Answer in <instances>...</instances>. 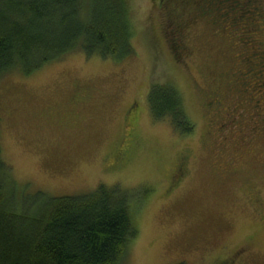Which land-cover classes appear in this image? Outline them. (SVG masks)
<instances>
[{
    "label": "rangeland",
    "instance_id": "rangeland-1",
    "mask_svg": "<svg viewBox=\"0 0 264 264\" xmlns=\"http://www.w3.org/2000/svg\"><path fill=\"white\" fill-rule=\"evenodd\" d=\"M209 3L201 13L197 0H173L181 60L157 1L129 0L131 55L76 48L0 77V139L18 200L116 185L138 231L119 264H264V78L247 69L264 49V0L249 31L244 10ZM154 84L179 90L192 131L154 116Z\"/></svg>",
    "mask_w": 264,
    "mask_h": 264
},
{
    "label": "trees",
    "instance_id": "trees-1",
    "mask_svg": "<svg viewBox=\"0 0 264 264\" xmlns=\"http://www.w3.org/2000/svg\"><path fill=\"white\" fill-rule=\"evenodd\" d=\"M132 35L129 0H0V77L17 67L31 73L76 48L124 58L134 52ZM149 102L155 117L169 115L181 131L193 130L172 84H154ZM1 132L0 120V138ZM15 188L0 139V264L124 260L138 231L128 196L116 185L20 200Z\"/></svg>",
    "mask_w": 264,
    "mask_h": 264
},
{
    "label": "flooded vegetation",
    "instance_id": "flooded-vegetation-1",
    "mask_svg": "<svg viewBox=\"0 0 264 264\" xmlns=\"http://www.w3.org/2000/svg\"><path fill=\"white\" fill-rule=\"evenodd\" d=\"M155 1H157L158 6L161 7L160 10L162 11V16H163V14L167 15V18H165V16H164L161 19V27H163V32L165 34L164 35L165 40H167L170 47L173 48V50L175 52V58H177L178 60H181V57H183L182 55L186 51L187 46L184 42V29L181 25L180 20L176 19L173 21V0H155ZM217 1L218 2H222V1L226 2L227 6H229V4H230V6H232V7H229V8H231V9L232 8L238 9L241 12L239 14L240 16L243 15L242 11L246 8L245 14L247 17L245 18V21L247 23H246L245 28L248 31L250 28H252V29L256 28L257 21L255 22V19L253 20V18L255 17L256 14L261 15V7H260V5L256 4V2H258V0H244V2L242 0H239L238 3H235L237 0H217ZM209 2H210V0H208V2L206 0H197L198 6H199V11L201 13H205L209 9V7H210ZM251 15L252 16L254 15V17H251ZM163 20H165V22ZM166 23H168L167 25H169V28H170L168 30L165 29ZM254 52L261 55V57L258 58L259 59V61L257 62V64L259 63L258 69H255V64H254L255 62H253V65L248 66L247 69L251 72V74H249V75H254V74L256 75L258 73L257 74L258 76H260L261 78H264V67L262 68V66H264V49L260 50L259 48H257V50ZM247 61H249V59ZM249 67H251V69ZM256 68H257V66H256ZM263 82H264V79H263ZM257 102H258V99L256 100V102L254 104H257ZM131 108H129V110H132ZM235 108L239 109L238 106H236ZM129 110H128V112H129ZM259 114H260L259 110H258V112L255 110L254 120L252 118L254 124L259 122V119H257V118H262L261 116H257ZM241 116H242V110H240V112H238L236 116L233 115V118H235V120H236V119H239ZM257 126L258 125H251L250 128H251V130H254V132H255V130L258 129ZM259 128H261V127H259ZM241 131H243L242 128H241ZM249 133H251V131ZM245 141H247V140L243 139L241 142L245 143ZM224 146H226L225 143H223V146L221 148H223ZM179 164H180L178 166L179 172L174 174V176H175L174 180L177 182L182 180L184 178V176L186 175V172H187V169H186L187 162H185V160H182L181 163H179ZM171 178H172L171 181H173V175ZM170 186H171V184H170Z\"/></svg>",
    "mask_w": 264,
    "mask_h": 264
}]
</instances>
